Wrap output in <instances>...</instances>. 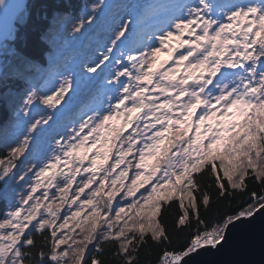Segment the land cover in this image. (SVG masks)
Listing matches in <instances>:
<instances>
[{
    "label": "snow or ice",
    "instance_id": "6c2138e0",
    "mask_svg": "<svg viewBox=\"0 0 264 264\" xmlns=\"http://www.w3.org/2000/svg\"><path fill=\"white\" fill-rule=\"evenodd\" d=\"M15 9L11 0H0V19L15 17ZM101 12L100 3L92 5L73 26V38L97 25ZM161 52L171 64L157 65ZM57 76L46 89L26 93L18 113L22 126L11 137H0V196H9L10 209L0 219V264H138L150 243L174 246L164 252L165 264H189L202 251L218 250L230 228L264 210V191L246 182L264 189V0H171L139 24L135 17L114 18L80 69ZM100 81L104 99L88 119L60 130L59 118L76 93L91 91ZM237 113L242 121L218 122L215 131L205 127L212 135L203 143L201 125L218 114ZM118 117L125 123L110 129L109 142L118 141L115 155L101 156L100 149L87 155L89 138L101 143V130ZM173 129L175 139L162 149L165 133ZM189 129L194 135H187ZM134 146L135 164L126 159ZM146 154L157 155L151 171ZM98 159L112 162L104 167ZM61 164L68 171L61 170L59 179L49 177ZM204 177H211V184L202 185ZM45 178V190L34 195ZM184 181L173 202L184 211L176 214L170 233L160 222L170 194L160 190ZM25 184L27 189L16 193L13 185ZM236 190L250 193L249 199L238 211H217L210 225L205 217L220 207L213 196L230 202ZM146 205L151 210L144 217ZM85 206L91 211L76 223L80 233L65 232ZM187 229L193 231L176 244L173 237L178 240ZM107 244L114 248L111 261Z\"/></svg>",
    "mask_w": 264,
    "mask_h": 264
},
{
    "label": "trees",
    "instance_id": "16d2710c",
    "mask_svg": "<svg viewBox=\"0 0 264 264\" xmlns=\"http://www.w3.org/2000/svg\"><path fill=\"white\" fill-rule=\"evenodd\" d=\"M107 0H28L27 8L18 16L19 22L13 29L12 34L8 40L4 42L9 50H1L0 58H3V69L0 73V137H11L18 128L22 126L23 121L18 115L20 108L23 107V100L26 93L33 87L37 89H43L42 84L52 73H64L67 74L70 70H79L82 63H84L92 54V50L97 46V40L102 38L107 32L114 18L124 17L125 20L130 21L132 18H137L138 24L144 22L145 18L151 13L159 11L164 8L165 5L171 2V0H112L108 9H104L103 5ZM100 3L102 12L100 13V21L92 29L86 33L84 41L81 38L75 39L72 36V28L77 23L78 19L89 12L92 5ZM67 17L71 19L70 23H60L58 18ZM72 21L74 23H72ZM139 30V29H138ZM60 33L68 35L61 39L58 36ZM15 34V39L13 38ZM15 52L16 55L12 53ZM164 59L163 61H165ZM78 98V104L72 113L63 119H59L58 128L63 130L64 127L71 128L74 121H79L85 116L90 115V109L101 103L104 98L103 81H100L97 87L91 91L81 90L76 93ZM41 108L46 107L40 105ZM39 118V117H37ZM120 129L121 126H115ZM132 129L129 128L128 131ZM127 134L126 132L124 133ZM170 135V138L175 139L174 129L166 134ZM231 135V133H227ZM118 141L114 138L112 143L102 141L95 147L94 152H90L87 155L90 157L96 155V150L100 149V153L103 156L104 151H109V157H112L116 153V147ZM169 146V142L165 144L164 148ZM84 155V154H82ZM138 156L136 154L135 146L133 148L132 155L127 157V160H132L133 164L136 163ZM157 161V157H156ZM155 161V162H156ZM112 162L108 159L104 166ZM64 167L62 164L59 165ZM64 169L56 171V177L60 178L61 170L67 172ZM119 171V169L117 170ZM132 175L130 169L129 176ZM198 175V174H197ZM223 173L221 172V176ZM79 176H77V181ZM226 183V178H224ZM247 186L257 192L264 191L259 184L254 183L252 180L247 179ZM130 183L126 181V184ZM211 184V177H204L201 184ZM27 184L23 188L16 187V193L27 189ZM75 187V185H73ZM54 190V189H53ZM88 189H85L87 192ZM211 191L215 193L216 186L212 185ZM235 198L230 202L224 200L220 203L219 200L213 196L215 204H219V209H215L205 219L209 224H214L215 221L210 217L214 216L217 211H238L239 206L247 201L250 197V193L245 192L244 195L240 194V190H236ZM83 197V194H82ZM179 196L169 198L165 202L166 211H164L161 224L169 229V232L175 231L172 225L176 219V214L181 213L184 209L179 207ZM45 200L43 203H48ZM171 207H168V204ZM187 207V203H185ZM64 205L61 211L66 208ZM9 196H0V219L3 215L9 211ZM91 209L85 206L84 211L80 217L69 221L68 227L72 230L75 229L74 235L80 233V229L76 228L77 222L84 221L85 217ZM200 215L205 216L204 208H200ZM158 218V217H157ZM123 220V219H122ZM119 223L123 224V221ZM90 222V221H89ZM192 224H195L193 219ZM66 231V229L64 230ZM193 229H187L185 233L180 234L178 240L176 237L173 239L176 244L184 243L188 233ZM35 238V237H34ZM38 239V238H36ZM108 252L109 259L114 258V248L111 244L104 245ZM174 246L166 244L150 243L147 249L141 251V258L138 264H160L164 258L165 251L172 252ZM179 251V248H175Z\"/></svg>",
    "mask_w": 264,
    "mask_h": 264
},
{
    "label": "water",
    "instance_id": "95a60500",
    "mask_svg": "<svg viewBox=\"0 0 264 264\" xmlns=\"http://www.w3.org/2000/svg\"><path fill=\"white\" fill-rule=\"evenodd\" d=\"M11 2L16 5V15L13 18L0 19V48L12 34L19 14L28 5V0ZM76 104L75 100L71 101L60 118L67 115ZM189 264H264V210L253 219L242 220L230 228L227 241L218 250L202 251Z\"/></svg>",
    "mask_w": 264,
    "mask_h": 264
},
{
    "label": "rangeland",
    "instance_id": "374dc122",
    "mask_svg": "<svg viewBox=\"0 0 264 264\" xmlns=\"http://www.w3.org/2000/svg\"><path fill=\"white\" fill-rule=\"evenodd\" d=\"M111 3H112V0H107V1L104 3V5H103L104 9H105V10L108 9V7H109V5H110ZM105 5H107V7H105ZM58 20H59L60 23H63V24H65V23H66V24H67V23H70V21H71V19H69V18H67V17L58 18ZM72 23H74V22L72 21ZM58 36H60L61 39H62V38H64L65 36L67 37L68 35H65V34L60 33ZM85 36H86V33H85V35H84L83 37H80L81 40L84 41ZM72 37H73V36H72ZM184 39H187V35L184 37ZM77 40H78V39H77ZM176 43H177L176 41H172V44H173V45H175ZM1 50H9V49L7 48L6 44L3 43V44L1 45V48H0V54H1V52H2ZM160 56H165V57L167 58V55L165 54V52H161V53L159 54V56H158L157 62H158ZM167 59H168V58H167ZM169 63L171 64L172 61L168 59V64H169ZM168 64H166L165 67H167ZM2 69H3V58H0V73L2 72ZM180 71L182 72V71H183V68H181ZM57 74H58V73H52V74H50V76L44 81V83H41V84H42V87H41V88L46 89L47 86L49 85L50 81H53V80L58 79ZM66 95H68V94H66ZM74 99H78V98H76V96H74L72 100H74ZM72 100H71V101H72ZM61 104H63V101H61ZM56 107H60V105L58 104V105H56ZM173 111L175 112L176 110L174 109ZM232 111H233V113H236V110H235V109H233ZM133 115H134V119H135V118H138L139 115H142V113H140V114H133ZM20 119L22 120V118H20ZM82 119L87 120V119H88V116H85V117H83ZM243 119H244V117L241 116V115H239L238 113L235 114V115H233V116H229V117H219V114H218V117H217V118H213L212 120H208V121H206L204 125H201V126H200V132H201V135H202V137H204L203 143L206 144V143H207V137H209V136L212 135L211 132H207V133L205 132V127L211 126V127L213 128V130L215 131V130H217V129H216V124H217L218 122H219V123H226V122H228V121H230V120H238V121H242ZM124 123H125L124 117H118L117 119H115V120H113V121H110L107 125H105V128H104L103 130H101V133H100V135L103 137V139L101 140V142H102V141H106L107 143H112V141L109 142V137L112 136V133L110 132L111 127H112V126H121V125H123ZM20 126H21V124H20ZM179 127H180L181 131H183V129H184L185 126H184V125H180ZM17 130H18V128H17L16 130H14V132H16ZM94 135H95V134H94ZM187 135H189V136L194 135V131H193L192 129H189ZM225 135H226V133H225ZM169 136H170V135L166 136V133H165V137H167V139H165L164 142H163V144L161 145V148H162V149L164 148L165 144L169 142L170 139H173V140H174L173 137L170 138ZM99 144H100V143H99ZM99 144H93V140H92V138L90 137V138H89V142H88V144L85 145V148L87 149V154L90 153V152H91V153L94 152L95 147H96L97 145H99ZM104 152H107V153L109 154V151H104ZM80 154H81V155H82V154H85V152L82 150V151L80 152ZM170 154H171V153H169V155H170ZM101 156H102V155H101ZM156 157H157L156 154H152V155H147V154H146V158H145V166H146L147 171H151L152 166L156 163V162H155V161H156ZM126 159H127V158H126ZM106 162H107V161H103V160H101V159H98V160H97V163H98V164L103 163V165H104V163H106ZM85 163H87V161H86ZM217 163H218V162H217ZM62 165H63V164H62ZM104 167H105V166H104ZM121 167H123V165H122ZM59 169H64V167H62V166H58L56 169H53L52 171L49 172V174H48L49 177H51V176H56V171L59 170ZM65 170L68 171L67 168H66ZM129 172H130V170H129ZM157 175H158V173H157ZM126 181H129V182H130V180H127V179H126L124 182L126 183ZM185 182H186V181L180 183L177 187H175V189H173V188H171V187H166V188H164V189H161L160 192H161L163 195H165V196H167V195L170 194V197H169V198H173V197H176V196H180V191H179V189L183 187V183H185ZM139 183H141V182H138V184H139ZM46 185H47V178H45V180H44V181L42 182V184H41V187L37 190V192H36L34 195L39 196L40 193H41L42 191L45 190V186H46ZM145 186H147V185H145ZM26 187H27V186H26ZM142 190H143V189L141 188L140 191H142ZM17 198H18V197H17ZM184 202L188 204V198H187V197L184 198ZM30 203H31V202H30ZM114 203H115V202H114ZM45 204H47V203H45ZM25 208H27V206H25ZM89 208H90V207H89ZM90 209H91V208H90ZM150 210H151V206H150V205H146L145 208H144V210L141 212V215L144 216V217H147V215L150 214ZM126 211H127V210H126ZM23 214H24V213H22L21 215H23ZM131 214H132V213H129V215H131ZM124 219H127V217H124ZM122 221H123V220H122ZM120 222H121V221H120ZM120 222H119V223H120ZM129 223H131V221H129ZM70 230H72V229H71L70 227H68V228L66 229L65 232H69L70 235H74V233H75V229L72 230V231H70ZM69 243H71V241H69ZM161 263H162V262H161ZM161 263H160V264H161Z\"/></svg>",
    "mask_w": 264,
    "mask_h": 264
},
{
    "label": "built area",
    "instance_id": "2783aa9c",
    "mask_svg": "<svg viewBox=\"0 0 264 264\" xmlns=\"http://www.w3.org/2000/svg\"><path fill=\"white\" fill-rule=\"evenodd\" d=\"M161 264H165V262H164V258H163V260H162V263Z\"/></svg>",
    "mask_w": 264,
    "mask_h": 264
}]
</instances>
